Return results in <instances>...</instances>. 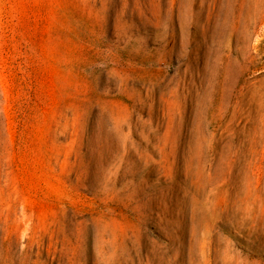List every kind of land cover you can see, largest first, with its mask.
<instances>
[{
    "label": "rangeland",
    "instance_id": "rangeland-1",
    "mask_svg": "<svg viewBox=\"0 0 264 264\" xmlns=\"http://www.w3.org/2000/svg\"><path fill=\"white\" fill-rule=\"evenodd\" d=\"M0 264H264V0H0Z\"/></svg>",
    "mask_w": 264,
    "mask_h": 264
}]
</instances>
